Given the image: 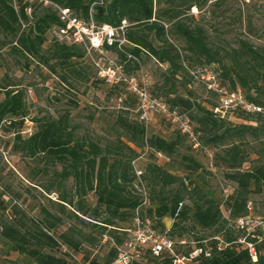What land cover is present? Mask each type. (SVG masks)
I'll return each mask as SVG.
<instances>
[{
    "label": "rangeland",
    "instance_id": "obj_1",
    "mask_svg": "<svg viewBox=\"0 0 264 264\" xmlns=\"http://www.w3.org/2000/svg\"><path fill=\"white\" fill-rule=\"evenodd\" d=\"M170 6V0L159 2L154 0V12L161 9L169 10ZM186 16L188 17L184 18ZM179 19L185 20L186 25L190 27L201 26L205 29L212 53L216 54L219 61L211 64V69L218 73L219 83L221 81L226 89L232 90L230 81L224 75L235 70L231 62L225 58L229 49H237L243 42L264 51V5L252 4L238 7L229 3L216 6L202 4L192 7ZM162 24L166 30L165 39L178 50L183 67L204 64L197 62L189 52L185 51L184 43L169 33L171 21L165 19ZM142 34L145 36L146 32ZM54 37L52 32L47 34L46 41L40 50L41 55L50 56ZM148 39L155 47L161 46L153 34L149 35ZM13 43L14 37L0 33V89L4 88L14 94L22 95L28 122H24L23 128L16 125L3 143L7 159H2L0 155V203L2 202L0 225L13 223L22 228H29L32 227V220L47 219L55 223L56 240L59 241V236L65 235L80 244L77 256L86 264L92 261L95 264H105L114 244L123 242L120 248L127 251L124 243L128 240L129 234L125 231L132 229L131 219L118 222L116 227L122 230L117 231L110 229L102 231L80 223L75 219L74 208L60 201L63 196L73 203L78 199L75 197L73 181L61 179L62 166L48 163L41 155L29 156L24 149L23 142L29 137L23 132L28 125H31V130L35 132L40 121L66 118L69 131L73 133L75 140L96 144L103 150V155L108 157L109 163L122 159L123 162H130L131 170L141 172L140 180L136 179L126 187L133 195L147 196L149 207H157L158 197L161 194L166 196L175 193L179 185L184 183L189 190L197 187L207 198L214 200L220 206L223 217L228 219L227 227L234 229L236 221L229 219L225 202L227 196L236 190V185L227 176L233 172H250L260 166L264 167V117L229 111L227 115H231L226 126L235 128L237 132H241V135L219 142L217 145L209 144L206 141L208 138L200 134L201 146L212 155V166L209 165L204 150H193L190 143L183 137L174 155L166 157L163 154H155L146 145L148 139L159 137L171 141L175 139L178 132L174 126L156 114L150 115L146 123H140L136 112V100L125 87H122L124 91L120 89V92H114L110 87L96 82L93 69L86 59L76 62L78 74L69 77L67 82H62L61 77L67 73L62 66H56L55 72H51L39 58L22 53L21 50L14 48ZM112 57L115 56L112 54ZM49 65H55V62L50 60ZM126 73L128 77L134 78L151 98L159 97L169 101L173 97H182L206 108H211L218 103L216 95L189 78L185 71L180 70L173 74V68L158 62L147 52H142L139 64H136V67L130 65ZM253 85L250 83L249 89H243L242 95L248 100H255L264 105V96L259 95ZM256 85H261L259 79ZM235 88L241 87L235 84ZM3 99L2 93L0 103ZM178 111L190 120L193 127H197L194 120V117L198 115L197 109L194 108L189 112L178 108ZM120 120L142 125L145 132L144 141L131 143L127 134L119 127ZM231 145L239 147L242 160L239 166L233 164L231 158L226 155ZM187 158L195 160L201 168L189 169L192 166L186 160ZM154 165L168 175L176 177L178 182L163 187L160 182L154 180L155 175L152 171ZM130 177L129 174L128 178ZM224 190L227 194H224ZM250 191L247 217H260L264 220V190L261 193H255L252 187ZM81 199V204L87 213L92 214L96 208L95 195L88 192ZM184 204L191 205L188 193L185 195ZM83 219L85 223L88 220ZM158 221L153 218L152 223L156 229L152 227L150 221L149 223L159 234L186 242L184 246L176 245V250L181 254L187 252L188 247H193L196 237L209 240L215 233V229L198 228L191 220L173 228L175 221L169 215L161 219L160 224L157 223ZM181 227L185 232L180 230ZM181 234L183 236L178 238L177 236ZM238 237V240H243L244 235ZM55 254L61 257L59 251ZM134 259L138 260L140 257H134ZM67 261L69 264L76 263L69 259ZM161 261L159 259L156 262ZM149 263H151L150 260L143 264ZM0 264L35 263L27 256L12 251L10 244L0 236Z\"/></svg>",
    "mask_w": 264,
    "mask_h": 264
},
{
    "label": "trees",
    "instance_id": "obj_2",
    "mask_svg": "<svg viewBox=\"0 0 264 264\" xmlns=\"http://www.w3.org/2000/svg\"><path fill=\"white\" fill-rule=\"evenodd\" d=\"M50 1L71 10L84 21H88L89 16L92 15V19L97 25L117 27L121 21L125 20L130 25L126 34L127 41L135 46L126 49L125 52L137 58L140 57L142 52H147L158 62L165 63L173 68V74L180 70L186 73L187 71L181 64V56L178 50L165 39L166 30L162 24L165 19L172 22L169 33L184 43L185 51L189 52L197 62L204 63L188 65V67H211V64L219 62L216 54L212 53L205 29L201 26L190 27L186 25L185 20L179 19L194 6L202 4L207 6L208 0H170L169 10L163 11L161 9L157 12H154V0ZM159 1L155 0V2ZM224 3L238 7L252 4L264 5L263 0H250L249 2L222 0L210 6ZM27 6L28 4L24 0H0V33H6L14 37V48L21 50L22 53L28 56L39 58L40 62L47 66L51 72H55L56 66H62L67 73L61 77V80L67 82L69 77L78 74L75 65L77 61L85 59L84 50L76 45L54 38V44L50 48V56L41 55L40 50L46 41L47 34L52 28L60 26V24L56 14L48 8H43L40 4L31 5V16L28 17L25 12ZM21 22L25 25L22 32ZM139 32L141 34H138ZM145 32L146 35L143 36L142 33ZM151 34L161 43L160 47H155L148 39ZM119 58L126 71L130 65L136 67V63L128 60L125 55L120 54ZM225 58L231 62L233 69H235L230 74L225 73L224 75L227 76L231 84L232 90L227 89L229 92L249 89L250 83H252L255 91L264 96V51L242 42L237 49H229ZM50 60H53L55 65H49ZM93 74L95 81L102 84L96 78L94 71ZM189 78L191 77L189 76ZM258 79L261 85L257 86L256 81ZM235 84L241 88H235ZM220 85L225 87L221 81ZM110 89L114 92H120V89L124 91L122 87H112ZM2 93L4 99L0 103V123L4 121V130L9 134L16 125L23 128V124L27 119L22 95L19 93L14 94L4 88L0 89V95ZM154 98L165 102L171 110L178 111V108H182L191 112L194 108L197 109L196 114L198 115L194 117L197 127H193L190 120H187L194 132L203 134L205 138H208L206 141L209 144L217 145L219 142L231 140L241 135L240 131L237 132L235 128L226 126L231 114L222 118L214 112L218 103L211 108H206L182 97H173L169 101L159 97ZM244 99L249 104L264 111L262 103L248 100L246 97ZM235 111L245 115L264 117L262 113L248 114L242 109ZM179 113L184 115L181 112ZM118 124L127 134L131 143L144 141L145 132L142 125L122 120ZM177 134L175 139L171 141L151 137L146 141V145L153 153L170 157L174 155L179 147L180 139L182 137L186 139L179 132ZM17 137L19 138V135ZM23 146H25L24 149L29 156L41 155L48 163L62 166L61 179L65 181L71 179L73 181L75 197L78 199L73 203L63 196L60 201L74 208L75 219L82 224H87L102 231L107 229L117 231L122 230L116 227L117 223L124 222L127 219L134 221L136 217H139L142 221L147 219L152 223L153 218L160 221L169 215L175 221L173 228L182 222L191 220L195 226L202 230L215 229L214 236L209 240L203 237L195 238L198 248L203 251L208 250L209 256L199 255L191 264H264V239L257 241L246 238V243L252 244L256 251L257 261L253 262L245 246L238 243V236L245 235V233L235 227L229 229L227 227L228 219L223 217L220 206L214 200L207 198L199 188L194 187L189 190L184 183H181L175 193L166 196L161 194L158 197L157 207H149L147 196L133 195L127 190V184L131 185L137 179L135 171L131 170L130 162H123L120 159L109 163L108 157L103 155V150L96 144L75 140L73 133L69 131L66 118L40 121L32 136L23 142ZM226 155L231 158L233 164L237 166L241 164L239 147L231 145L226 151ZM186 160L192 166L189 169L198 170L201 168L200 164L192 158ZM152 171L155 175L154 180L160 182L163 187L178 182L176 177L168 175L155 165L152 167ZM129 174L130 178H128ZM140 176L142 175L140 174ZM227 178L236 185V190L227 196L225 205L229 213V219L236 221L247 217L250 189L253 187L255 193H261L264 190V167L260 166L250 172H233ZM88 192L93 193L96 197V208L92 211V214H88L83 204H81V198H84ZM187 193L191 205L184 204ZM0 205H2V202ZM60 206L63 207V205ZM102 214H104L103 217ZM83 218L88 219L86 223ZM159 221L158 224H160ZM31 224L32 227L29 228H22L13 223L2 224L0 225V236L10 244L12 251L27 256L35 264H69L67 259L76 261L75 264H86L78 259L77 251L80 246L78 242L65 235L59 236V241L56 240L54 237L55 223H51L47 219H34ZM152 227L156 229L153 223ZM180 230L185 232L182 227ZM182 236L183 234L177 237L181 238ZM176 240L178 241V239ZM122 245L123 242L116 246L120 247ZM57 251L60 252L61 257L55 254ZM191 251L192 248L188 247L187 252L181 254L175 249V255L166 252L156 257L150 251L144 250L140 255L141 261L140 259H134L130 264H143L149 260L151 262L149 264H173L175 257L188 255ZM118 255L119 252L114 247L110 250L109 258L105 264H112ZM159 259L162 261L157 263L156 261ZM88 264H95V262L92 261Z\"/></svg>",
    "mask_w": 264,
    "mask_h": 264
},
{
    "label": "built area",
    "instance_id": "obj_3",
    "mask_svg": "<svg viewBox=\"0 0 264 264\" xmlns=\"http://www.w3.org/2000/svg\"><path fill=\"white\" fill-rule=\"evenodd\" d=\"M24 1L28 4L25 8L28 17L31 16V5L33 4H40L43 8H48L56 14L60 26L50 30L55 35L54 38L82 48L85 52V59L95 72L98 81L103 85L110 88L125 87L128 93L136 100V112L140 123H146L150 115H159L186 137L193 150H204L209 165L212 166V155L201 146L199 140L200 134L193 131L187 118L178 111L171 110L162 100L151 98L148 92L143 87H140L134 78L128 77L119 55H125L128 60L136 64H139V58L125 52L126 49L135 47L127 41L126 34L130 25L125 20L121 21L117 27L97 25L94 23L92 15L89 16L88 21H84L78 18L71 10L56 5L50 0ZM218 1L222 0H208L207 6ZM236 1L249 2L250 0ZM192 12H194L193 9ZM20 25L22 32L25 29V25L22 22ZM112 54L115 56L114 58ZM184 68L192 79L201 84L205 90L218 97V106L214 109L217 115L223 118L227 116L229 111L242 109L248 114L262 113L264 116V111L261 108L255 107L245 101L241 91L229 92L222 87L219 83L218 74L211 67H187L184 65ZM23 133L31 137L33 134L31 125H28ZM7 136L3 121L0 123V155L4 160L7 159V153L4 150L3 143L8 138ZM135 174L137 179L140 180L141 172L135 171ZM223 192L227 194V191L224 190ZM235 228L245 233L243 240H238V243L245 246L252 261L256 262V251L252 244L246 243V238L257 241L264 239V220L260 217L240 218L236 220ZM125 233L129 234L128 240L124 243V248L127 251H123L114 244L119 255L112 264H130L131 260H134V257H140L144 250L150 251L156 257L166 252L175 255L176 245L184 246L186 244L184 240L180 239L177 241L159 234L151 227L149 220L142 221L139 217L134 219L132 229L126 230ZM199 255L208 257L209 251H203L198 248L195 242L192 251L188 255L175 257L173 264H191Z\"/></svg>",
    "mask_w": 264,
    "mask_h": 264
}]
</instances>
